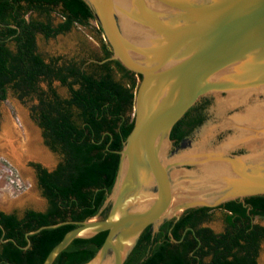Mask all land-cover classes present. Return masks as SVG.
<instances>
[{
	"label": "water",
	"instance_id": "1",
	"mask_svg": "<svg viewBox=\"0 0 264 264\" xmlns=\"http://www.w3.org/2000/svg\"><path fill=\"white\" fill-rule=\"evenodd\" d=\"M141 77L112 190L42 264L106 232L84 264H123L140 235L188 209L264 195V0H83ZM108 210L105 218L102 213ZM174 240V239H172ZM4 242V240H1Z\"/></svg>",
	"mask_w": 264,
	"mask_h": 264
},
{
	"label": "trees",
	"instance_id": "2",
	"mask_svg": "<svg viewBox=\"0 0 264 264\" xmlns=\"http://www.w3.org/2000/svg\"><path fill=\"white\" fill-rule=\"evenodd\" d=\"M53 15L60 20L56 25ZM90 21L95 18L83 0H0V105L9 91L19 98L36 99L31 117L45 146L60 157L51 171L32 165L47 201L45 213L28 210L19 216L0 211V264H42L75 225L43 229L28 236L30 244L26 233L96 215L114 185L117 152L133 128L134 97L141 77L118 61H90L110 57L105 40L100 42L99 54L79 61L46 60L35 43L37 35L54 38ZM98 31L102 34L99 26ZM53 81L67 89L66 96L51 87ZM41 82L48 84L47 90L40 88ZM215 209L224 213V228L218 233L199 227L202 218L211 220ZM255 219L264 220V195L216 208L188 209L176 222L162 224L154 235L146 228L123 264H257L264 227ZM186 227L192 229L181 240ZM105 237L102 232L73 240L53 264L88 262Z\"/></svg>",
	"mask_w": 264,
	"mask_h": 264
},
{
	"label": "rangeland",
	"instance_id": "3",
	"mask_svg": "<svg viewBox=\"0 0 264 264\" xmlns=\"http://www.w3.org/2000/svg\"><path fill=\"white\" fill-rule=\"evenodd\" d=\"M54 25L60 20L56 15ZM86 44L82 47L81 41ZM105 40L99 34L98 24L90 21L88 26L75 25L65 35H58L51 39L37 36V48L46 59L62 58L76 60L99 54L100 42ZM140 80H138L139 84ZM42 90L48 89V84H39ZM51 87L61 96L67 95V89L57 81ZM37 103L34 98H19L13 91H9L8 98L0 105V211L9 213L21 212L27 208L43 210L47 206L46 199L38 187L33 164L51 171L60 161V157L51 152L43 143L41 130L31 117V107ZM10 169L13 172L7 171ZM19 175L23 188L18 191L9 186V179ZM223 211L215 209L211 212V220L207 223L215 232L223 230ZM264 227V220L255 219ZM264 264V242L260 246L259 263Z\"/></svg>",
	"mask_w": 264,
	"mask_h": 264
},
{
	"label": "flooded vegetation",
	"instance_id": "4",
	"mask_svg": "<svg viewBox=\"0 0 264 264\" xmlns=\"http://www.w3.org/2000/svg\"><path fill=\"white\" fill-rule=\"evenodd\" d=\"M66 33H64V34H59V35H65ZM38 36V35H37ZM37 36L35 37V43L37 44ZM42 36V35H41ZM58 36V35H57ZM43 37V36H42ZM44 39H46L45 37H43ZM51 39V38H50ZM81 44H82V47H84V45L86 44V41L85 40H83L82 39V41H81ZM38 49V48H37ZM39 52V51H38ZM40 53V52H39ZM92 56H94V54L92 55ZM35 172V171H34ZM47 209H48V206H46L45 207V209H43V210H34V209H31V208H27V209H25V210H23L22 212H21V214H18V213H16V212H9V213H16L17 215H19V216H23L24 215V213L26 212V211H28V210H34V211H36L37 213H45L46 211H47ZM6 213V212H5ZM178 220V219H177ZM262 220V219H261ZM174 222H176V219L174 220ZM209 221H207V220H205V218H202L201 219V223H200V225H199V227H207V228H210L212 231H214L211 227H209L208 225H207V223H208ZM260 225V224H259ZM173 228V226H171L170 228H169V231L167 232L168 233V235H170V230ZM223 228H224V224H223ZM192 228L191 227H186V228H184L182 231H181V240H182V238L184 237V235H185V233H186V231H188V230H191ZM215 232V231H214ZM215 233H218V232H215ZM27 234V233H26ZM180 240V241H181ZM170 241L173 243V240L172 239H170ZM264 242V238H261L260 239V246H261V244ZM259 263V255H258V257H257V264Z\"/></svg>",
	"mask_w": 264,
	"mask_h": 264
},
{
	"label": "built area",
	"instance_id": "5",
	"mask_svg": "<svg viewBox=\"0 0 264 264\" xmlns=\"http://www.w3.org/2000/svg\"><path fill=\"white\" fill-rule=\"evenodd\" d=\"M11 174V177L13 176V172L10 169H7ZM14 178L9 179V186L10 188H16V190L20 191L23 188V182L22 179L19 177V175H14Z\"/></svg>",
	"mask_w": 264,
	"mask_h": 264
}]
</instances>
